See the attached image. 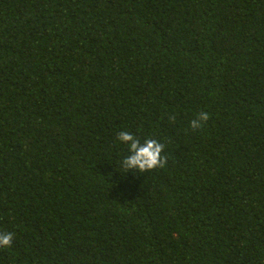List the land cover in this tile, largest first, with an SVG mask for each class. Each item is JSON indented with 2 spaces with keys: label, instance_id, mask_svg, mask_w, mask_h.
Here are the masks:
<instances>
[{
  "label": "trees",
  "instance_id": "trees-1",
  "mask_svg": "<svg viewBox=\"0 0 264 264\" xmlns=\"http://www.w3.org/2000/svg\"><path fill=\"white\" fill-rule=\"evenodd\" d=\"M4 232L0 264H264V0H0Z\"/></svg>",
  "mask_w": 264,
  "mask_h": 264
},
{
  "label": "clouds",
  "instance_id": "clouds-1",
  "mask_svg": "<svg viewBox=\"0 0 264 264\" xmlns=\"http://www.w3.org/2000/svg\"><path fill=\"white\" fill-rule=\"evenodd\" d=\"M209 113L201 112L197 114V118L190 122L193 129H199L202 122H207ZM118 139L129 146V151L133 153L123 161V167L126 170L136 169L140 172L151 170L154 168H162L166 163V157L161 156L164 144L155 139H145L143 145L134 136L128 132H120ZM130 142V143H129ZM13 234L10 232L0 233V248H8L11 246Z\"/></svg>",
  "mask_w": 264,
  "mask_h": 264
}]
</instances>
